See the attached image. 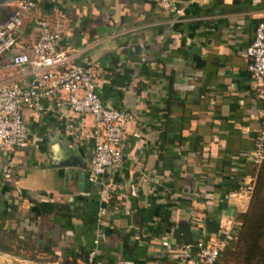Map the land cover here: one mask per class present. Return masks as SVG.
I'll list each match as a JSON object with an SVG mask.
<instances>
[{"label":"crops","instance_id":"0c3cea01","mask_svg":"<svg viewBox=\"0 0 264 264\" xmlns=\"http://www.w3.org/2000/svg\"><path fill=\"white\" fill-rule=\"evenodd\" d=\"M263 1H177L176 15L159 0H36L42 16L63 19L61 45L75 62L96 63L101 102L133 118L119 165L100 179L103 202L86 180L89 141L65 134L62 111L22 110L26 146L5 182L0 153V229L21 243L0 264H83L76 254L87 249L97 251L93 264H177L173 228L194 233L206 216L235 227L245 208L228 196L251 176L259 111L244 49ZM34 39L24 21L16 51ZM28 79L0 70V86ZM90 125L83 117L80 127ZM74 155L84 167L60 166Z\"/></svg>","mask_w":264,"mask_h":264},{"label":"built area","instance_id":"2783aa9c","mask_svg":"<svg viewBox=\"0 0 264 264\" xmlns=\"http://www.w3.org/2000/svg\"><path fill=\"white\" fill-rule=\"evenodd\" d=\"M201 4L208 0H189ZM159 5L176 15L182 8L176 0H159ZM264 14V1L262 4ZM59 16H42L36 0H16L12 7L0 18V70L2 67L27 74L25 86H0V153L9 158L1 173L3 182L9 180L14 166V156L26 146L27 130L22 120V110L34 115L47 112L56 115L67 136H76L80 141H89L91 155L86 170V180L100 187V199L104 202L108 188H101L100 179L108 170L116 168L121 160V143L126 126L132 115L125 111L104 105L98 95L96 63H76L74 55L61 45V25ZM24 21H29L35 31V39L17 52V38ZM138 47L143 48L139 43ZM248 62L246 71L258 91V130L250 152L252 166L264 161V15L255 25L250 44L244 49ZM5 62V64H3ZM91 119L87 130L80 127L83 117ZM253 177L242 178L239 189L228 196L237 200L244 208L249 201ZM20 193L18 189H15ZM99 214V212H98ZM236 227V226H235ZM219 229L218 235H208L200 226L195 233L193 248H178L177 264H213L223 247L235 240L236 228ZM97 254L91 250L87 255L88 264Z\"/></svg>","mask_w":264,"mask_h":264},{"label":"trees","instance_id":"16d2710c","mask_svg":"<svg viewBox=\"0 0 264 264\" xmlns=\"http://www.w3.org/2000/svg\"><path fill=\"white\" fill-rule=\"evenodd\" d=\"M5 10L8 8H4L2 12L5 13ZM251 176L253 186L249 201L244 212L239 213L235 219V240L223 247L213 264H264V161L253 166ZM164 222L166 230L170 229V224L166 220ZM203 228L208 235L215 236L219 233L218 224L213 217L204 218ZM171 234L178 248L189 245L191 253H196L197 250L193 248L196 237L189 225L185 228H173ZM13 243L20 244L21 241L12 231L0 229V252L15 255L18 246ZM89 252V249L80 250L76 256L81 263L88 264Z\"/></svg>","mask_w":264,"mask_h":264},{"label":"water","instance_id":"95a60500","mask_svg":"<svg viewBox=\"0 0 264 264\" xmlns=\"http://www.w3.org/2000/svg\"><path fill=\"white\" fill-rule=\"evenodd\" d=\"M15 1L16 0H0V6L5 5V4H11V3L15 2ZM176 1L186 2L188 0H176ZM73 152H75V151H73ZM60 166L64 167V168H68V167H76V168L84 167V165H82V160L79 159L77 157V155H74L72 157L70 156Z\"/></svg>","mask_w":264,"mask_h":264}]
</instances>
